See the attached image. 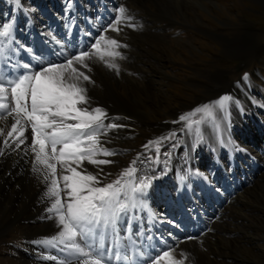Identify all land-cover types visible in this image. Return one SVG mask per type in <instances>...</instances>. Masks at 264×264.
Masks as SVG:
<instances>
[{
    "label": "bare ground",
    "instance_id": "6f19581e",
    "mask_svg": "<svg viewBox=\"0 0 264 264\" xmlns=\"http://www.w3.org/2000/svg\"><path fill=\"white\" fill-rule=\"evenodd\" d=\"M58 1L59 2L54 4V0H44L42 3L40 0H20V5H17L16 0H0V24L11 22L12 19L15 18V27H19L18 20L22 19L25 26L24 28L19 27V30H17V27L15 28V39L24 46L33 49L35 53L44 54H46V52L44 47L42 48L40 40H46L47 38L45 35H42V33L51 30L53 34V32H57L59 26H61L65 28L67 32H63V34L59 33L61 38L58 40L62 42L64 51L65 53L67 52L66 55L78 54L79 51H71V49L63 43L65 40L62 38L70 36V31L66 28V24L70 20L74 21L73 26L76 28L77 33L81 34L89 41L88 47L84 48V50H91V45L95 43V40L100 35L97 29L100 28L102 30L114 20L115 16L113 9L124 3V0H72L71 10L70 12H66L67 0ZM172 1L176 3L178 9L181 11L180 5L182 3H180V0ZM48 8L51 9V11L54 10V13L47 10ZM128 8L130 10H127L126 14L131 17V20L127 22L135 25L139 29L142 28L153 36L157 35L163 38L164 27L166 26H164V22L162 25V23H160L161 21H165V19L168 23L174 21L171 11L167 13L165 19L159 22H155V20L151 22L148 18L149 15L146 21V16L139 15L140 12L136 10L135 6L132 5ZM44 9H46L45 12L42 11ZM101 15L109 16L107 19L103 20ZM49 17L54 18V23H52V25H49ZM86 19L90 22L92 27L91 30L82 29V24ZM39 31L40 34L38 33ZM89 33H91V35H89ZM105 34L110 37V35H114L115 32L108 31ZM50 41V43L44 42V44H53L57 50H60V44H56L52 39H50ZM75 41L81 43L82 39L78 37ZM76 46H78V44H76ZM53 59L55 60L56 57ZM19 60L29 64L33 62L30 53L27 51L22 52L19 56ZM86 63L89 65L91 71H89L88 68H81L79 65L75 66L80 71H83L85 75H88L90 81H98L99 75L102 73L103 82L107 83V77L115 72L114 70H109L103 62L94 63V58L86 61ZM90 64H92L93 67L90 66ZM154 64L158 66V68L162 66V62H155ZM129 68L131 71L141 70L142 73L151 74V71L146 70L147 67L145 63H142V65L136 63L133 64L132 67L130 65ZM120 69L121 72L124 71L125 68L120 66ZM36 70H39L38 65ZM94 71H96L95 74ZM83 83L84 87L87 89V97L89 98V104L87 106L89 108H103L108 115L105 124L115 123L119 126L110 129L107 135L100 138L101 145L110 151H114L116 154L113 156H104L101 154L96 157L98 160L105 159L110 161L108 164L94 165L85 160L79 167L76 165L72 166L76 167L77 171L82 174L90 173L96 175L101 185L110 183L118 178L119 174L129 167L133 160H137L135 165L137 168V178L142 175L155 177L145 197L146 203L144 208L135 210L134 213L130 215V221L124 219L120 221L121 234H124L125 224L130 222L132 236L145 251L149 248H154L156 252H162L163 250H169L168 245H171L174 249L173 255L176 258L184 259L185 264H200V262L203 264H243L241 263L243 260L239 262H237V260L239 259L238 257L241 258L242 253L243 255H245L244 252L246 255L250 253V248L248 246L251 244V238L248 239V236H244L243 238L246 240V244L242 247L243 252H241V250L237 252L238 249L236 250L235 246H238L237 241L239 239L234 237L235 232H233V225L238 223V221L243 223L248 216L247 212L244 211V207L247 208L249 206L247 202L250 200H245V197L242 195L248 191L247 186L252 178L251 171H253V169L247 172L244 169H239L238 165V157H240V154H242V156L244 154L250 155V152L247 150L248 148L235 147L237 146L236 143L232 142V138H230V143L234 146L229 144V147L225 149L229 153V163L226 165L222 164L220 158L216 157V160L211 163L210 168L205 169L202 164V156L199 154L195 155L196 151L203 152L205 144L201 141L199 143L196 142L195 130L189 133L186 130V125H182L172 131L179 136L175 135L174 143L176 146H171L169 148L168 152L170 153V159L167 157L169 162L166 173L161 174L165 168L163 161L166 158L162 155L161 151L169 146V140H165L160 145L161 163H155V156L152 157L151 160L148 159V157H151L148 155L150 151L155 153V145L151 148H144L147 151H145L144 154L142 153L143 155L139 153L133 157V160L126 162L124 156L126 153H129V149L124 146H119L118 143L123 145L129 141L128 144L130 147L135 146L133 142H131L130 136L131 134L137 135V123L144 121L146 118V109H140L144 105V97L139 95V105L137 102L130 104L123 90L113 91L112 88L108 86V91L104 94H100L101 98H99L96 103L91 96L95 88L92 87L88 81ZM11 106L13 105L10 104V107ZM113 113H118L119 115ZM5 116L6 113H0V130H2V134H0V148L4 149V154L0 155V211L6 219V222L1 228L5 229L21 214V219L25 226L24 234L27 244L23 251L24 257L21 256L22 261L20 262L22 264H45L38 263L36 260L32 261V254L36 253L37 258L41 259H44L43 257L49 253L57 256H62V254L58 253L56 249H46L32 242L44 238H51L59 229L54 220L47 219L48 214L45 210L49 206V201L42 199V195L46 190V184L41 182V179L31 171L32 163L29 160L33 154L30 151L27 152V154L25 153V149L30 148L31 145V130L30 128H26L25 143L21 144L19 148H16V145L13 143L16 134L14 133L11 138L7 137V132L11 131V125L15 122L14 118L7 117L5 119L3 118ZM115 118L119 120H114ZM184 123L186 122H180L179 119L174 123H149L151 127L160 129V132L147 135L145 139L146 145H148L149 141L156 140L161 136H168L171 125ZM231 134L230 130V135ZM185 136H187L189 144L186 143L184 139ZM5 139H8L10 147L4 148ZM217 147L218 142L214 150H217ZM237 149L239 151H237ZM260 151L262 153L264 152L263 149H259L258 152ZM195 156L201 157V162H199ZM138 157L139 159H137ZM240 159L244 160L243 157ZM246 164L247 162H245V165ZM220 167H222V169H219ZM198 168L203 169L202 173L196 172ZM27 171H29L30 188L25 189L22 179L26 176ZM238 172L242 174H238ZM62 175L63 173L61 171L57 172L58 178ZM170 181L175 184V187L172 186L171 189L168 188ZM59 184L60 187L63 188L64 182L62 179L59 180ZM61 195L63 198L64 193ZM219 198H227L228 203L221 205ZM233 201L235 202L232 203ZM158 206L164 209H156ZM213 215H216L221 223L226 222L223 228L211 226L218 219L212 223L210 222V226L204 224V217L206 216L207 218ZM213 229L215 231L222 230L220 233H216ZM169 233H171V235H169ZM190 237L191 239H189ZM107 246L106 242V247ZM181 253L186 254V258L181 256ZM234 253H238V256L234 257ZM243 259H245V257H243ZM44 261L46 260L44 259ZM48 261L49 264H57L56 261ZM145 264H147V262H145ZM161 264H163V262H161Z\"/></svg>",
    "mask_w": 264,
    "mask_h": 264
},
{
    "label": "rangeland",
    "instance_id": "374dc122",
    "mask_svg": "<svg viewBox=\"0 0 264 264\" xmlns=\"http://www.w3.org/2000/svg\"><path fill=\"white\" fill-rule=\"evenodd\" d=\"M42 1L40 0L41 3ZM57 2L59 1L54 0V4ZM180 3H182L181 11L172 0H124L123 6L127 10H130L129 6H135L140 12L139 15L146 16V21L149 15L151 22L154 20L159 22L165 19L169 11L173 13L174 21L168 23L165 19L160 22L162 25L164 22L166 26L163 38L153 36L142 28L129 27L127 21L118 25L120 31L110 35L109 38H114L127 46L118 49L126 59L118 60L117 63L125 69L119 75L115 72L111 73L107 77V83L103 82L102 73L98 81L92 80L90 85L95 88L91 93L92 99L97 103L101 98L100 94L108 91V86L113 91L123 90L130 104L137 102L139 105V95L144 97V105L140 109H146V118L137 123V135L130 136L135 146L130 147L129 141L123 145L118 143L119 146L129 149V153L124 156L125 161L129 162L134 156L147 151L144 149L147 135L160 132V129L151 127L149 123H174L180 115L192 112L197 107L212 104L222 96L228 95L232 99L228 102L227 112H217L219 127L217 128L211 120H205L199 125L201 142L205 145L203 152L196 151L195 155L202 156L205 169L210 168L211 161H214L218 154L221 161L226 163L229 153L225 149L229 147V144L233 145L230 143L232 138V142L237 145L235 147H247L250 152L249 156L243 157L244 160L240 159L242 156L237 155L239 169L251 171L252 165L250 163L245 165V161L248 163L251 159L257 165H264L263 154L261 156L258 152L259 149L264 150V143L259 149L253 147L254 144L255 146L260 144L264 136L262 125L264 123V0H180ZM45 10L42 11L45 12ZM47 10L51 11L49 8ZM53 11L51 13H54ZM103 16L107 19L109 15ZM21 20H18V25L24 28L25 23ZM48 22L52 25L54 18L48 19ZM82 25L85 26L84 22ZM16 27L17 30L20 29ZM59 28L57 32H53L54 35L57 34L56 40L61 38L59 33L67 32L65 28L61 26ZM38 33L40 34V31ZM96 62L102 61L94 57V63ZM155 62H162L161 68H158ZM136 63L141 65L145 63L146 70L151 71V74L142 73L141 70L131 71L130 65L132 67ZM90 66L93 67L92 64ZM252 103L254 108L250 109ZM239 108L243 111L245 119L243 113L239 112ZM255 116H261L262 121L259 120L258 123L253 121ZM202 118L201 113L192 117L193 120ZM182 125L186 123L171 125L169 132L172 133L174 129ZM196 128L197 126L193 125V130L196 131ZM238 131H241L242 135H239ZM184 139L189 144L187 136ZM174 140L175 137L170 139L169 146L161 151L163 156L169 153L171 146L175 145ZM217 142V150H214ZM253 148L257 151L254 152ZM148 155L154 157L155 153L150 151ZM33 158L34 156L31 155L29 160L31 163ZM195 158L201 162V157L195 156ZM229 161L228 158V163ZM202 168H198L196 172L202 173L204 169ZM58 171L64 174L60 164H57ZM256 171V173L251 171L252 178L248 182V191L242 195L245 200H250L247 202L249 206L244 207L248 215L246 220L249 221L244 220L243 223L238 221L236 225H233L234 237L240 240L237 241L238 246H235V249H238L237 252L240 250L243 252L242 247L246 244L243 237L251 238V244L249 243L248 246L250 253L246 255L244 252L245 255L242 253L241 258H236L237 262L243 260L241 262L243 264H264V169ZM238 174L242 173L238 172ZM22 180L24 188H30L29 171ZM172 186L175 187V184L170 181L168 188L171 189ZM224 203L227 204V200L221 201V205ZM158 208L164 209L161 206L156 207ZM21 218L20 214L9 226L2 229L6 219L0 211V264H22L21 256L24 257L23 251L27 241L24 234V222ZM217 219L216 215L207 218L205 216L204 224L210 226V222ZM225 223H221L218 219L211 226L223 228ZM221 230L213 229L216 233H220ZM234 255L237 257L238 253ZM32 256V261L49 264L48 260L37 258L36 253ZM200 264L203 263L200 262Z\"/></svg>",
    "mask_w": 264,
    "mask_h": 264
},
{
    "label": "snow or ice",
    "instance_id": "6c2138e0",
    "mask_svg": "<svg viewBox=\"0 0 264 264\" xmlns=\"http://www.w3.org/2000/svg\"><path fill=\"white\" fill-rule=\"evenodd\" d=\"M16 3L20 5V0ZM71 6L72 0H67L66 12H70ZM113 13L115 19L102 30L97 29L100 35L91 45V50H80L72 55H66L62 42L56 40L51 30L42 35L50 36L61 47L60 50L53 48L46 56L35 53L15 39V18L0 25V113H6L5 119L14 118L7 137L16 134L13 140L16 148L25 143V131L30 127L31 145L25 153L30 151L34 156L31 171L46 184L42 199L49 201L45 210L47 219L54 220L59 229L51 238L32 243L61 253L62 256L49 253L43 257L57 264H185L184 259L173 255L171 245H168L169 250L162 252H156L154 248L145 251L132 236L130 222L125 224L124 234H121L120 221H130V215L135 210L144 208L145 197L155 178L149 175L137 178V160H133L118 178L104 185L96 175L82 174L72 166L79 167L85 160L94 165L108 164L110 161L96 157L116 154L103 147L100 138L119 126L105 124L108 115L103 108L87 106L89 98L83 82H91L90 77L75 66L91 71L86 61L95 57L109 70L120 74L117 61L126 57L118 49L127 46L105 33H118L120 28L117 26L130 21L131 17L127 16L123 5L113 9ZM73 24L74 21L70 20L66 28L71 31ZM128 26L136 27L132 24ZM23 51L30 53L31 64L19 60ZM51 56L56 59H51ZM37 65L39 70H36ZM231 99L224 95L212 104L180 115L179 121L186 122L189 133L193 125L197 126L196 142L199 143L202 140L199 125L211 120L218 128L217 112L226 113ZM10 104L13 106L10 107ZM198 113L203 114V118L193 120L192 117ZM175 135L172 132L145 145L146 148L155 145L156 164L161 163L160 145ZM7 147L10 145L5 139L4 148ZM3 154L4 149L0 148V155ZM165 156L170 158V153H165ZM168 162V159L163 161L165 168L161 174L167 172ZM57 164L70 175L63 174L58 178ZM60 179L64 182L63 188L60 187ZM181 256L186 258L184 253Z\"/></svg>",
    "mask_w": 264,
    "mask_h": 264
}]
</instances>
